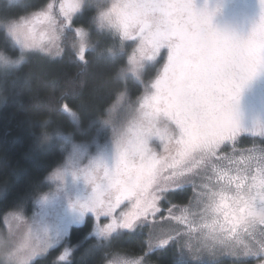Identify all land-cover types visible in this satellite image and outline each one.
I'll list each match as a JSON object with an SVG mask.
<instances>
[{"label":"trees","instance_id":"obj_1","mask_svg":"<svg viewBox=\"0 0 264 264\" xmlns=\"http://www.w3.org/2000/svg\"><path fill=\"white\" fill-rule=\"evenodd\" d=\"M50 1L20 0L13 4L0 0V48L13 57L22 55L8 33L7 24L41 11ZM192 3L197 12L211 14L213 27L228 28L242 37L250 33L246 28L253 16L264 9L262 0H192ZM95 13V7L86 6L73 21L76 27L66 29L61 56L50 57L32 51L25 54L24 63L19 67L0 69V226L10 211L25 208L31 212L35 195L49 190L48 176L65 160L61 147L66 139L94 148V154L103 153L99 161L103 175L84 195L85 203L96 194L97 185L104 182L105 170L115 169L118 139L134 136L153 110L149 102L156 93L154 85L164 76L170 49L165 45L153 56L143 77L146 78L144 83L117 78L126 63L122 54H111L102 46H87L81 59L80 51L73 47L75 28L89 24ZM263 71H258L240 92L236 109L240 131L249 122L264 119V84L260 81ZM123 92L128 100L143 107L142 117H134L117 133L108 129L100 131L101 121ZM156 129L161 134L167 130L169 135H175L174 123L163 119L157 121ZM45 134H51L52 138L46 139ZM240 138L250 143L253 137ZM167 143L168 139L159 134L147 141L148 148L158 159L160 149ZM190 193V187H186L173 191L170 197L175 202H186ZM59 228V234L63 235L61 244L31 264H103L111 253L137 254L145 246V232L117 226L108 243L93 250L98 241L95 234L98 223L92 214L82 213L79 208L64 212ZM179 258L178 249L172 245L152 253L150 260L158 264H180ZM0 264H4L1 258Z\"/></svg>","mask_w":264,"mask_h":264},{"label":"snow or ice","instance_id":"obj_2","mask_svg":"<svg viewBox=\"0 0 264 264\" xmlns=\"http://www.w3.org/2000/svg\"><path fill=\"white\" fill-rule=\"evenodd\" d=\"M51 7L49 5V9ZM78 7L79 3L73 5V9ZM61 10H64L63 5ZM113 13L115 26L126 37L131 31H139L141 52L145 57L154 56L165 45L170 53L164 76L154 85L156 93L149 102L153 110L147 114V122H142L134 136L118 139L115 169L105 170V180L97 185L96 194L80 205L82 213L110 215L122 201L130 202V209L120 213L119 224L114 221L106 230H101L102 235L117 226L131 228L140 217L159 211L158 197L151 189L155 185L156 191L165 192L171 187L159 184L165 171L171 170L170 175L163 178L178 187V176L192 173L207 163L227 160L229 165H240L245 162L233 160L220 150L226 141H234L240 132L236 109L242 88L258 71L264 70V13L246 37L213 27L211 14L197 12L192 0H135L114 5L109 13H101V21L112 19ZM33 19L54 22L47 13L33 14ZM28 23L24 18L11 20L7 24L8 32L24 47H40ZM83 50L82 44L81 59L84 58ZM161 119L174 123L175 135H169L167 130L162 134L158 132L156 123ZM154 134L167 138L169 143L175 140V155L170 153L158 159L147 144ZM165 151H169L167 144ZM256 151L255 146L248 150L249 166L243 172L238 168L236 177L212 164L217 180H226L228 186L235 183L236 191L231 196L226 187L209 192L211 203L208 207L224 216L219 231L237 237L236 243L227 238L214 239L228 248L229 253L254 255L259 258L258 264H264V169H259V183L253 176L245 190L254 158L251 154ZM259 152L261 163H264V149L260 148ZM97 166V161H93L83 170L86 179L94 182L89 169ZM112 191L116 193L115 200L106 204L101 193ZM226 201L231 203L226 205ZM240 234L247 236V243L238 239ZM159 242L165 243L166 239L160 238ZM241 243L243 248L238 253L236 245ZM18 264H27V260L21 259Z\"/></svg>","mask_w":264,"mask_h":264},{"label":"rangeland","instance_id":"obj_3","mask_svg":"<svg viewBox=\"0 0 264 264\" xmlns=\"http://www.w3.org/2000/svg\"><path fill=\"white\" fill-rule=\"evenodd\" d=\"M133 2L135 0H51L41 11L23 17L25 21H29L27 26L32 29L40 47H24L8 33L15 44L20 47L25 58V54L32 51L50 57H59L66 39V29L76 27L73 21L86 6L95 7L96 13L90 23L75 28L76 37L72 42L74 49L80 51L83 44L84 47L93 48L102 46L106 52L109 50L111 54H122L126 58V63L120 69L117 78L118 76L124 79L131 78L144 83L146 78L143 77L153 56L149 58L142 54L141 40L137 36L138 31H131L126 37L122 30L114 24L115 13L110 20L101 21L100 18L101 13L111 12L114 5ZM77 3H79V7L73 9V5ZM49 5L52 6L51 9H49ZM61 5L64 7L63 11ZM38 13H47L54 22L34 20L33 14ZM262 13H264V9L259 10L253 16L247 30L251 31L253 24ZM0 52L11 59L18 58L10 56L1 48ZM262 75L260 81H263L264 84V71ZM142 108L136 101L128 100L126 93L123 92L114 102L105 119L101 121L99 130L108 129L113 134L117 133L134 117L141 118ZM250 123L241 128L234 141H226L220 150L222 154L233 160L243 159L245 161L243 164L229 165L227 160L207 163L194 169L192 173L185 172L178 176L176 178L178 187L172 181L163 178L169 176L171 170L162 173L159 184L161 186L171 185V187L165 192L156 191L155 185L151 189L152 193L158 197L156 203L159 211L140 217L131 228H122L123 230L146 233L145 246L140 248L141 253H111L103 264H158L150 260L151 254L172 245H175L179 251L178 261L180 264H254V255H233L218 239H214V237L227 238L231 243H236L237 237L219 231V224L223 222L224 216L208 207L211 203L208 193L217 192L222 187H226L223 180H217L216 174L212 170V164H215L218 169H224L236 176L238 168L243 172V169L249 166L248 157L250 154L248 150L255 146L257 151L251 154L254 157L251 160V175L244 174L248 175L251 180L253 176L256 177V181L260 179L259 169H264L259 152L260 148L264 149V119L253 124ZM240 137L253 138L250 143H244ZM256 139L257 141H255ZM167 146L169 151L166 152L165 147H162L159 151L160 157L169 156L170 153L175 155V142L167 143ZM61 148L65 154V160L56 172L48 176L51 183L49 190L35 195L34 209L27 212L25 208H22L10 211L5 215L4 223L0 226V258L4 264H18L21 259H26L27 264H31L39 257L45 256L51 249L58 247L63 237L58 232L61 230L59 222L62 214L80 209V205L85 201L84 195L93 189V185L103 175L99 165L103 153L94 154V148L90 149L81 142L68 141L67 139ZM93 161H97L99 165L89 169L94 182L86 179L83 171ZM186 187L191 189L188 200L186 202L173 201L170 197L173 191ZM226 190L229 196L233 195L236 191L235 183L232 187H226ZM115 195V191L105 192L102 198L107 204L109 201L115 200ZM229 203L231 201L225 202L226 205ZM130 207V202L125 200L110 215L103 213L98 215L91 211L84 212L87 215L92 214L98 223L95 233L98 241L92 247L93 250L103 247L104 242L108 243L110 237L116 232V227L103 235L100 234L101 230H106L114 221L118 225L120 213L128 211ZM78 220L80 219L78 218ZM214 228L215 231H213ZM169 236L172 238H168ZM160 238L166 239V242L160 243ZM238 239L243 243L248 242L247 236L243 234H240ZM243 243L237 244L235 251L239 253L243 248ZM87 251L86 254H88ZM32 252L34 254L30 255Z\"/></svg>","mask_w":264,"mask_h":264},{"label":"clouds","instance_id":"obj_4","mask_svg":"<svg viewBox=\"0 0 264 264\" xmlns=\"http://www.w3.org/2000/svg\"><path fill=\"white\" fill-rule=\"evenodd\" d=\"M9 2L16 4V3L20 2V0H9ZM218 30L221 32H224V33L236 34L235 31L230 30L228 28L218 29ZM24 59H25V57L23 55H21L20 57H18L16 59H11L10 57H7L3 52H0V69L17 68L21 64L24 63ZM75 114L76 113H74L73 115L75 116ZM45 138L50 140L52 138L51 134H45Z\"/></svg>","mask_w":264,"mask_h":264},{"label":"flooded vegetation","instance_id":"obj_5","mask_svg":"<svg viewBox=\"0 0 264 264\" xmlns=\"http://www.w3.org/2000/svg\"><path fill=\"white\" fill-rule=\"evenodd\" d=\"M227 174H228L229 176H235V174L231 175L229 172H227ZM236 176H237V175H236ZM236 176H235V177H236ZM259 180H260V179H259ZM259 180L256 181L257 184L259 183ZM223 181H224L223 183L225 184V186H226V187H229V186L227 185V181H226V180H223ZM250 182H251V178L248 177V180L245 181V185H246V187H247V186H250ZM233 184H234V183H232L230 186L232 187ZM245 190H247V188H246ZM253 258H255V262H254V264H258V259H259V258H258L257 256H253ZM247 261H249V260H247Z\"/></svg>","mask_w":264,"mask_h":264}]
</instances>
